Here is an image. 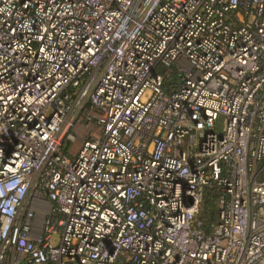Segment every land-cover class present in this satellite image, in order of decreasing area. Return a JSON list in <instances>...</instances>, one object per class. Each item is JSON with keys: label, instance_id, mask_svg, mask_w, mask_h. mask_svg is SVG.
<instances>
[{"label": "built area", "instance_id": "obj_1", "mask_svg": "<svg viewBox=\"0 0 264 264\" xmlns=\"http://www.w3.org/2000/svg\"><path fill=\"white\" fill-rule=\"evenodd\" d=\"M0 264H264V0H0Z\"/></svg>", "mask_w": 264, "mask_h": 264}, {"label": "rangeland", "instance_id": "obj_2", "mask_svg": "<svg viewBox=\"0 0 264 264\" xmlns=\"http://www.w3.org/2000/svg\"><path fill=\"white\" fill-rule=\"evenodd\" d=\"M89 109V108H88ZM90 112H92L90 110ZM76 130L79 134L76 142L71 143V148L73 150V152H76L77 149L80 147L83 139H85L86 137H89L91 135V133H97L99 131V124L97 122V119H94L91 117L90 115V119L88 116V113H84L82 116V120L81 123H79L76 127ZM46 203H38L36 205V210H37V216H36V225L38 227H41L48 209H49V204H47V201H45Z\"/></svg>", "mask_w": 264, "mask_h": 264}, {"label": "trees", "instance_id": "obj_3", "mask_svg": "<svg viewBox=\"0 0 264 264\" xmlns=\"http://www.w3.org/2000/svg\"><path fill=\"white\" fill-rule=\"evenodd\" d=\"M179 83V77L173 73L170 79L166 83V88L170 86H176ZM68 144H66V148ZM219 191L216 188H206L202 200V212L201 217L204 220L205 226L209 229L211 224L217 217V197Z\"/></svg>", "mask_w": 264, "mask_h": 264}]
</instances>
